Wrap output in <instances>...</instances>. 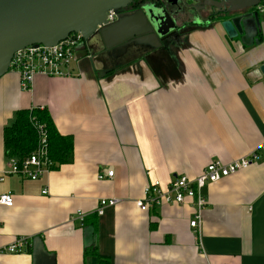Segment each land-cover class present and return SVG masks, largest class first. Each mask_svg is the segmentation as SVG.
Wrapping results in <instances>:
<instances>
[{"label":"crops","instance_id":"crops-1","mask_svg":"<svg viewBox=\"0 0 264 264\" xmlns=\"http://www.w3.org/2000/svg\"><path fill=\"white\" fill-rule=\"evenodd\" d=\"M84 44L71 76L36 75L30 90L12 71L0 77V194L13 198L0 205V264H32L36 235L55 264H94L87 248L111 264H264L263 155L203 187L195 227L188 199L147 211L134 203L152 181L166 189L212 160L263 152L264 30L260 39H230L218 23L196 25L155 51L123 57ZM30 107L47 109L73 140L71 161L35 180L4 174L11 157L3 129ZM109 198L117 203L98 214ZM20 238V250L8 251Z\"/></svg>","mask_w":264,"mask_h":264},{"label":"water","instance_id":"water-1","mask_svg":"<svg viewBox=\"0 0 264 264\" xmlns=\"http://www.w3.org/2000/svg\"><path fill=\"white\" fill-rule=\"evenodd\" d=\"M183 7L187 2L180 0ZM232 16L220 22L228 38L253 39L263 32L264 20L256 11H245L257 0H230ZM118 15L107 20V12ZM182 8L143 0H0V77L9 70L13 53L29 45L53 46L71 34H79L84 43L95 35L103 48L116 53L120 48L141 46L149 51L174 41L179 29L177 16ZM263 11V10H262ZM258 43V40H255ZM264 73V63L259 67ZM32 264H55L40 236L31 240Z\"/></svg>","mask_w":264,"mask_h":264},{"label":"built area","instance_id":"built-area-1","mask_svg":"<svg viewBox=\"0 0 264 264\" xmlns=\"http://www.w3.org/2000/svg\"><path fill=\"white\" fill-rule=\"evenodd\" d=\"M262 10L264 12V0H262ZM114 10L107 12V20L113 21ZM83 44L79 34H71L65 40L58 42L53 46L29 45L16 50L9 64V70L18 75L21 89L30 90L36 75H45L49 77H66L72 75L71 64L75 58V50ZM37 146L27 155L17 158L11 157L8 162V170L4 174H17L22 177L35 180L49 171L53 165V160L48 156L47 151V131L43 125H37ZM263 155L253 149L245 155L235 158L228 162L219 159L210 161L194 177L179 175L174 177L166 186L161 189L159 181L155 180L143 188L142 197L135 199V206L140 211H147L152 205L162 203H184L187 199L194 204L195 213L190 221V226L195 227L201 218L202 209L206 205V199L203 196L202 189L207 184L215 183L228 176L251 165L254 161ZM113 172H107V177H111ZM98 179L104 178V175L98 174ZM43 193L47 190L43 189ZM117 203V199H100L97 213L102 214L106 206H112ZM0 205L11 207L13 198L9 192L0 194ZM77 218L82 219V211H75ZM25 239L20 238L14 244L7 247L10 252L19 251L20 246L25 244Z\"/></svg>","mask_w":264,"mask_h":264},{"label":"trees","instance_id":"trees-1","mask_svg":"<svg viewBox=\"0 0 264 264\" xmlns=\"http://www.w3.org/2000/svg\"><path fill=\"white\" fill-rule=\"evenodd\" d=\"M47 131L48 156L55 162L52 168L68 163L72 159L73 140L69 135L60 134L54 126L50 113L45 108L30 107L19 109L11 124L3 129L5 154L21 158L32 151L38 143L37 125ZM84 256L94 259V264H111L110 259L100 255L95 248H87Z\"/></svg>","mask_w":264,"mask_h":264},{"label":"flooded vegetation","instance_id":"flooded-vegetation-1","mask_svg":"<svg viewBox=\"0 0 264 264\" xmlns=\"http://www.w3.org/2000/svg\"><path fill=\"white\" fill-rule=\"evenodd\" d=\"M152 3H156L158 5H165V7L172 9L175 6H180L182 10L177 16V24L179 25V29L176 32V37H180L184 35L187 30L191 26L196 25H210V24H220V22L224 19H228L232 16V13L229 12V8L234 5L230 0H195L194 2L188 1L187 6L183 7L182 2L180 0H143ZM258 4L255 7H251L250 9H246L245 11L254 12L256 11L258 15L264 20V12L262 11V0H257ZM118 15V12H115V18ZM114 18V19H115ZM262 36V32H257L255 34V38L260 39ZM92 50H98V53L103 54H112L110 52H105L103 45L98 38V36L92 37L87 43ZM83 45L84 42H83ZM104 51V52H103ZM145 52V48L141 46H129L127 48H120L117 50V54L120 56H125L126 53H137L143 54ZM107 54V55H108ZM115 54V53H114Z\"/></svg>","mask_w":264,"mask_h":264}]
</instances>
